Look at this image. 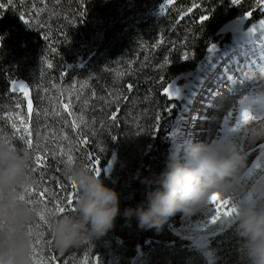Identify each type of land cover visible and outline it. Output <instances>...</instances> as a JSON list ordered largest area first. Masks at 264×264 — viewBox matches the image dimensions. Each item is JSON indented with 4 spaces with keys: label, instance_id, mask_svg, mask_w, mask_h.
<instances>
[{
    "label": "trees",
    "instance_id": "16d2710c",
    "mask_svg": "<svg viewBox=\"0 0 264 264\" xmlns=\"http://www.w3.org/2000/svg\"><path fill=\"white\" fill-rule=\"evenodd\" d=\"M173 1L13 0L9 5L0 0L4 3L0 9V136L17 137L3 121L10 82H30L26 75L35 81L49 76L45 83L56 85L81 78L89 88L87 95L76 105L66 103L79 113L39 123L42 128L47 123V129L52 130L50 136L43 129L40 132V153L49 155L48 162L43 161L37 169L38 180L63 197L73 192L63 175L66 165L59 151L71 144L72 163L86 159L95 172L100 171L104 186L120 194V215L114 228L100 239L65 252L54 247L50 216L43 222L37 219L31 228L42 224V238L49 243L37 245L34 234L38 249L35 264L39 260L47 264L52 256L51 264H132L139 255L141 264H248L234 226L207 243L210 263L192 243L172 231L164 227L142 230L134 216L128 219L123 214L155 188L154 183L141 181L145 177L154 181L165 168L172 151L173 128L198 65L205 61L202 54L220 43L217 34L229 22L243 19L251 25L264 16L259 14V0H239L236 4L228 0ZM204 15L209 19L202 22ZM98 16L104 22L93 28L94 32L83 28L100 32L98 41L87 43V49L75 54L77 60L69 57L60 62L74 44V32L82 31L81 21L90 25ZM185 54L190 58L185 60ZM129 83L134 87L129 89ZM15 87L20 89L19 84ZM170 91H178V97L169 96ZM74 198L75 194L70 205L65 203L63 213L73 207Z\"/></svg>",
    "mask_w": 264,
    "mask_h": 264
},
{
    "label": "clouds",
    "instance_id": "9594fccd",
    "mask_svg": "<svg viewBox=\"0 0 264 264\" xmlns=\"http://www.w3.org/2000/svg\"><path fill=\"white\" fill-rule=\"evenodd\" d=\"M264 99V90L253 93ZM259 105H252L253 113ZM248 123L238 132L225 128L211 142L185 141L183 155L170 151L155 188L124 216L137 219L142 230L161 229L177 213L191 217L213 206L214 199L231 200L236 212L229 219L248 264H264V179L251 177L247 147L264 145V119L246 113ZM34 153L9 138H0V264H34L31 225L41 208L29 202L27 191L36 184L31 171ZM63 175L76 186L72 210L49 217L54 247L65 252L107 235L120 215V194L104 186L86 159L67 164ZM219 221L212 224L217 225Z\"/></svg>",
    "mask_w": 264,
    "mask_h": 264
},
{
    "label": "rangeland",
    "instance_id": "374dc122",
    "mask_svg": "<svg viewBox=\"0 0 264 264\" xmlns=\"http://www.w3.org/2000/svg\"><path fill=\"white\" fill-rule=\"evenodd\" d=\"M228 1H230V3H231V0H228ZM172 3H174L173 0H172ZM259 4H263V3L260 1ZM161 6L162 7L166 6V4H163ZM3 11L4 10H2V12ZM181 12H185V10L182 9ZM4 16L5 15L1 16V18H4ZM260 20H261V18L259 19V21ZM236 21H241L242 25L244 24L240 29L242 31L240 33L235 34L238 36H235L233 34L223 35V34L218 33L216 40L220 39V43L219 44L217 43L214 45L215 48H217L216 52H212L211 54H209V53H205V54L203 53L202 54V58L203 59L205 58V61L208 60V63H205V66H204V61H203L202 65H198L199 66L198 67V73L194 77V80L192 81V83L189 87V91L186 94L183 110H182L180 116L177 118L175 126L173 128L172 151L173 150L176 151L177 154H179L181 156L183 155L184 142L185 141H191V142L196 141V139H193V138L197 134H199L201 131L202 132H209L211 129L216 128V133H215L214 138H223L224 134H225V128L221 127L219 124H217L216 126H214L212 124L206 128H201V130L195 129L196 125H198L200 122H204V119L202 120V118L211 116V113L215 110L216 105L220 102V97H215L213 101H211L209 103H205L206 105L203 106V112L200 113V117L198 120L192 121L193 118L195 117L194 113H192V115H190V116H186V114H188L190 109L195 107L199 103L200 92L198 90V86L201 85L200 79L202 77V74H204V79L207 78L206 74L211 69V66H212L211 64L214 61L216 63V61H218L220 59V57L224 58V57L228 56L226 59V62L231 60V57L233 55H235V53L238 52V49H236V48L246 47V45L241 46V45L237 44L236 38H241L245 41L246 44H247V39L252 40V43H253V50L250 52V58L246 57L245 59L241 60L242 72H248L250 66H253L255 64L257 66L256 71H255L256 73L259 71V68H264V65H262L263 64L262 60L264 59V17L262 19L263 22L258 25L259 28L257 29V32H256V26L253 28H251L252 26L249 27L246 24V21H244L243 19H236V20L231 21V23L236 22ZM102 22H104V20L102 19V16L101 17L98 16L97 20L92 21L90 25H89L88 21H86V20L81 21L82 31H84V34H82V31L81 32H78V31L74 32V35H73L74 44L71 45L70 48L62 54L63 59L61 58L60 62H64L63 60L68 59L69 57H72V58L77 60L79 57L75 56L76 53L78 54L83 49H87V47L90 43L98 41V39L100 37V32L99 33H92V32H94L93 28H97L99 25L102 24ZM83 28H87L92 32H90L88 30H83ZM254 32H256L255 36L252 35V33H254ZM223 37L227 40V42L229 43V46H226V43L224 40L222 41ZM87 43H88V45H86ZM221 47L222 48L225 47V48L221 52H219ZM87 53H88V50H87ZM40 55L44 57L43 52H41ZM180 60H182V59H180ZM44 63H45L46 68L48 70L52 71V69L48 67L49 62L47 61V59H44ZM171 65H173V63H171ZM217 68H219V70H221L222 65L219 64L217 66ZM237 71L238 70L236 68H234L232 74H236ZM238 75L239 74L237 73V76ZM26 76L31 80L29 83H31L32 91H30V93L28 92V94L31 98V104L27 105V104H24L22 101L20 102L19 106H17V107H11V106L16 105L15 102H14V104H8V108L6 111L14 110L13 114H10L8 117L14 116V117H16V119H15V121L9 122V119L7 118V120L5 121V123L7 124L8 130L11 127L12 131L17 134V138L21 141H24L25 140L24 137H26V135H28L29 127H28V125H25L26 122H28V123L31 122L32 125H34V127L37 131V132L35 131L34 133H38L40 135V132L43 129V133H45L47 136H50V133H51L50 130H52V129H47V123L45 125L46 127H44V128L39 126V123L41 121L46 120L47 115H48L47 113L49 111H51L50 115L52 118H57V119H61V120L67 119V116L69 114H73V112L79 113L77 110L73 111L71 105L68 107L66 105V103L76 105L77 103H79V100L81 99V97L86 96L87 91H89V88L87 87L85 81L82 80L81 78L74 79L70 83H67V84L56 85L54 83H45V78H47L49 76H45L44 78L37 80V81H35L29 75H26ZM263 76H264V74H263ZM252 78H253V76H252ZM261 81L262 80L259 79L256 82H261ZM207 84H206V86H207ZM206 86L204 87V90H203L204 92H205ZM226 87H228V89L226 91L221 90V93L224 94V97L227 95H230V94H228L229 90L233 89V87L230 86L229 83L225 84V88ZM263 87H264V82H262L258 88H254L251 85L246 86L245 88L239 89L240 95L239 94L238 95L241 96L243 99L245 96L249 97L254 91H256L257 89L263 88ZM193 93H196V96L194 98L192 96ZM112 101H115V99L114 100L112 99ZM190 103H192V104L190 105ZM85 106H88L87 103L85 104ZM187 117H188V119H187ZM183 119H185L187 122V124L185 126H183ZM234 121H233V123H234ZM13 123L17 124L20 127L19 132H17L16 129H14L12 127ZM50 138L51 137H46L45 139H50ZM49 144H50V142H49ZM260 146L261 145H255V146L247 147L245 145V143L243 141H241V143H240L241 151L249 153L248 154L249 168L259 157ZM28 150H30V149H28ZM48 155H49V153H48ZM60 158L61 157H59V159ZM63 161H64V164L67 165L69 163H72L73 159L71 160V162H69L66 158H63ZM261 163L264 164V160H262ZM39 198L42 200L48 201L47 195H41V196H39ZM223 200L224 199L218 198L213 203V205H216V208L217 209L219 208L221 212L226 211L231 207L230 204L229 205H223ZM37 205H39L40 208L42 207L41 204H37ZM202 212L203 211H201L198 214H201ZM38 219H39V217H38ZM209 219H211V217L207 218L204 221L206 225H207ZM203 226H204V223H203ZM163 227L165 229L172 231V233L175 236H177L183 240H187L190 243H192L198 249V251L201 252L208 259V261L211 263V261H212L211 260V254L208 250L207 243L211 239L217 237L218 235L229 231L233 227V224L230 223L225 228L220 229L218 231L216 230V231L211 233L207 229L197 228L198 225H196L194 222H192L191 217L185 216L183 213H177L175 216L169 218V220L163 225ZM34 248L36 249V252L34 253V264H35V261L38 257V249H37V246H35V245H34ZM113 262H114L113 264H120L119 262H116V261H113ZM83 264H85V263L83 262ZM133 264H140V257L136 258L134 260Z\"/></svg>",
    "mask_w": 264,
    "mask_h": 264
},
{
    "label": "bare ground",
    "instance_id": "6f19581e",
    "mask_svg": "<svg viewBox=\"0 0 264 264\" xmlns=\"http://www.w3.org/2000/svg\"><path fill=\"white\" fill-rule=\"evenodd\" d=\"M237 33H240V32H236L233 35H235ZM235 36H238V35H235ZM236 42L238 45H241V46L246 45L245 41L241 38H236ZM223 49L224 48L221 47L219 52H221ZM242 50H244V48H242ZM242 56H243V54H235L233 56V59L231 61H229L226 66L224 64L226 62L227 56L224 58L220 57L219 60H221V64H222L221 70H219V68H217V66L219 65L218 61L216 63L214 61L211 64L212 65L211 69L206 74L207 75L206 79H204V74H202V77L200 79L201 85L198 86V90L200 92L199 104H197L195 107L191 108L190 111L188 112V114H186V116H190V115H192V113H194L195 117L193 118L192 121H196L199 119L200 113L203 112V106L206 105L205 103H209V102L213 101L215 97H220V102L216 105V108L211 113L210 117L202 118V120L204 119V122H200L198 125H196V127H195L196 130H201V128H206L212 124L214 126L219 124L221 127L226 128L225 120L229 121L228 126H230L233 123V121L239 116L240 101L242 99V97L239 96L240 95L239 89L245 88L246 86H250V85L254 88H258L261 85V82H256V81H258L260 79V76H263L264 68H259V72L256 73L255 71H256L257 66H252L248 72H242V68H241ZM205 63H208V60L204 61V66H205ZM234 67H236V69L238 70L237 71L239 73L238 76H237V73L232 74ZM225 75H226V79L223 78ZM252 76H253V78H252ZM17 78H19V76ZM225 80H227V81H225ZM14 81L16 82V84H19V85L21 84L18 82V80H14ZM263 81H264V76H263ZM226 83H229V85L232 86L233 89L229 90L228 94H230V95H227L224 97V94L221 93V90L226 91L228 89V87L225 88ZM23 84L27 85V87H25L23 89H18V90L16 89L15 91H13L14 86H13L12 82H10V84L8 86V94L10 95L9 96L10 100H9L8 104H14V102L16 103L15 106H11V107L19 106L21 101L24 104L29 105V101H31V98H30L28 92L30 93V91H32V86H31V83H29L27 80H25ZM206 84H207V86H206ZM205 86H206V88H205V92H204L202 90L204 89ZM258 90H264V87L257 89L253 93L257 92ZM252 94L249 96L250 98H253ZM192 96L194 98L196 96V93H193ZM191 104L192 103H190V105ZM13 111L14 110L6 111L3 113V121L4 122L7 120V118L9 119V121H15L16 117H14V116L8 117L10 114H13ZM47 114L48 115H47L46 120L53 119L50 115L51 111H49ZM187 119H188V117H187ZM186 124H187L186 120L183 119V126H185ZM25 125H28V127H29L28 133H31L30 135L29 134L26 135V139L31 140L33 142V148L30 149L29 151H31L34 154H38L35 150V145L37 144V142L39 143V145L41 144L40 143L41 142L40 141L41 133H40V135L38 133H34L36 131V129H35L34 125H32L31 122L30 123L26 122ZM215 133H216V128L211 129L209 132H202L201 131L199 134H197L193 138V139H196V141H192V142H211V140H213L215 137ZM12 140L18 143L19 139L15 135H12ZM19 141L22 143L23 147L27 148L26 140H24V141L19 140ZM41 148H42V146H40V149ZM44 151L46 152L45 148H44ZM39 154L42 157V162L43 161L48 162V159L46 157V156H48L47 152H46V154L45 153H43V154L39 153ZM33 166H35V163H33ZM41 167H42V165H40V168ZM33 174L35 175L37 182L41 181V180H38V178L40 177V172L39 173L35 172ZM39 186L41 188H43V187L48 188L46 182L41 183ZM48 190H49V188H48ZM54 193H59V192L58 191H48L47 195L49 194L51 196ZM61 196L63 197V195H61ZM27 198H29V197L27 196ZM216 210H217L216 205H213L211 208L204 210L201 214L191 216V220L196 225H198L197 228H199V229H207L211 233L216 231V230L218 231V230L223 229L226 226H228L231 222L229 220H225L224 222L218 223L217 225L213 226L209 223L210 222V219H209V221H208L209 226H206L204 221L207 218L214 216L216 214ZM203 223H204V226H203Z\"/></svg>",
    "mask_w": 264,
    "mask_h": 264
},
{
    "label": "snow or ice",
    "instance_id": "6c2138e0",
    "mask_svg": "<svg viewBox=\"0 0 264 264\" xmlns=\"http://www.w3.org/2000/svg\"><path fill=\"white\" fill-rule=\"evenodd\" d=\"M5 2L9 5L12 4L13 0H5ZM238 2V0H231L232 4H236ZM4 7V3H0V9H2ZM161 11H163V9H161ZM250 15V14H249ZM207 19H209V17L207 15H204L202 17V22L206 21ZM215 51V46H211L209 48V52L212 53ZM185 60L189 59L190 57L185 54L183 57ZM48 67L51 68L52 65L48 64ZM14 85L13 91L16 90V82L13 81L12 82ZM27 87V85L24 84H20L19 88L23 89ZM134 86L132 84H128V88L131 89ZM169 88L172 89V85H169ZM169 96H174L175 98L178 97V91L177 92H173L170 91L168 93ZM29 104H31V101H29ZM259 105V107L255 110V113H253V109H252V105ZM170 107L168 108V111H170ZM249 113V114H253V118L255 119H264V99L262 98H250L248 96H245L241 101H240V108H239V117L237 119H235L234 123L231 126H228L229 121L225 120V125H226V129L230 132H238L240 131L247 123L248 120L245 119V114ZM81 122H83V118L81 117ZM12 127L14 129H16L17 132L20 131V127L13 123ZM73 127H75V123H73ZM29 135L31 133H28ZM0 138H9L8 136H0ZM26 140V144H27V149H32L33 148V142L31 140H27L26 137H24ZM64 139H68L67 136L64 137ZM35 150L38 153L35 156V166H32L31 171L33 173L37 172V169L40 168V165L42 163V157L39 154L40 153V145L37 142V144L35 145ZM59 151L62 154L63 158H66L69 162H71L72 160V145L70 144L69 147L67 149H59ZM246 154L248 155L249 153L246 152ZM264 160V145L260 146V150H259V157L257 158V160L251 165V167L249 168V171L247 173V175L249 177H251L254 173H260L261 174V178L264 179V164L261 163V161ZM96 173L99 175L100 171L97 170ZM43 183L42 181H39L35 184V186H33L31 189H29L26 193V195L29 197V202L31 203H35V204H41V213L39 215V219L41 222L46 221L47 218L51 215H55L57 213H63L65 211V203L67 204H71L72 203V196L75 194L76 195V186L74 183L70 184L71 189L73 190V192L68 193V196L62 197L59 193H54L53 195L48 197V201L47 203H44V201H41L39 199V196L41 195H46L48 193V188L47 187H43L41 188L39 185ZM66 191V189H65ZM216 201V199H214L212 201V203H214ZM231 205V207L226 210L221 212L220 209L218 208L216 210V214L214 216L211 217L210 219V224H214L217 221H219V223L224 222L225 220H229L236 212V208L235 205L232 204L231 200H223V205ZM69 210H72L69 209ZM209 223H207L206 226H209ZM43 227L42 224H37L35 226V229L32 230L33 234H35L36 240L35 243L37 245L40 244H48L49 242L47 240H44L42 238L41 235V228ZM34 252H36V249L34 248ZM55 257H48V261L47 264H51V261L54 260ZM39 264H45V262L43 260H39Z\"/></svg>",
    "mask_w": 264,
    "mask_h": 264
},
{
    "label": "water",
    "instance_id": "95a60500",
    "mask_svg": "<svg viewBox=\"0 0 264 264\" xmlns=\"http://www.w3.org/2000/svg\"><path fill=\"white\" fill-rule=\"evenodd\" d=\"M242 23L241 21H236V22H230L228 24H226L224 27L221 28L220 30V34L226 35V34H234L236 32H238L241 27H242Z\"/></svg>",
    "mask_w": 264,
    "mask_h": 264
}]
</instances>
